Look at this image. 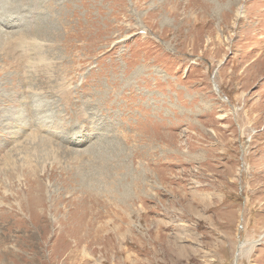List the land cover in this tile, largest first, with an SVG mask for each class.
<instances>
[{"label": "rangeland", "instance_id": "rangeland-1", "mask_svg": "<svg viewBox=\"0 0 264 264\" xmlns=\"http://www.w3.org/2000/svg\"><path fill=\"white\" fill-rule=\"evenodd\" d=\"M0 264H264V0H0Z\"/></svg>", "mask_w": 264, "mask_h": 264}, {"label": "bare ground", "instance_id": "bare-ground-1", "mask_svg": "<svg viewBox=\"0 0 264 264\" xmlns=\"http://www.w3.org/2000/svg\"><path fill=\"white\" fill-rule=\"evenodd\" d=\"M43 25L42 24H38V25H36L35 27L37 28L36 30H40V28L42 27ZM46 26V25H45ZM43 28V27H42ZM49 32V31H48ZM43 34V33H42ZM27 37H26V35L25 34H23L22 36H19V37H17V40H16V42L17 43H19V44H21L20 46H24V45H28L27 43H28V41H27V39H26ZM16 43V44H17ZM25 47V46H24ZM26 48V47H25ZM33 48H34V46H33ZM38 48V47H37ZM35 50V49H34Z\"/></svg>", "mask_w": 264, "mask_h": 264}]
</instances>
